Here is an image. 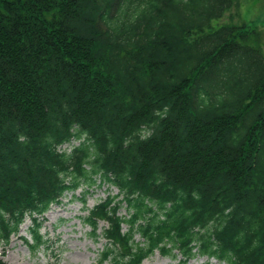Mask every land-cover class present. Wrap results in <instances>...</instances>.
<instances>
[{"label": "trees", "instance_id": "trees-1", "mask_svg": "<svg viewBox=\"0 0 264 264\" xmlns=\"http://www.w3.org/2000/svg\"><path fill=\"white\" fill-rule=\"evenodd\" d=\"M232 7L0 0V244L108 185L96 264H264V53L213 27Z\"/></svg>", "mask_w": 264, "mask_h": 264}, {"label": "rangeland", "instance_id": "rangeland-1", "mask_svg": "<svg viewBox=\"0 0 264 264\" xmlns=\"http://www.w3.org/2000/svg\"><path fill=\"white\" fill-rule=\"evenodd\" d=\"M224 25L246 26L256 35L251 42H256L264 53V0H233V7L220 21H214L213 27L218 29ZM256 39V40H255ZM114 188L104 185L93 188L83 206L81 195L74 199L67 195L63 204L54 206L47 214V221L41 232L47 243L33 251L23 239L33 244L29 230L32 226L28 218L21 226L20 232L12 236L9 244H0V257L7 264H96L102 252L105 241H96L91 235V229L82 219L88 215V210L101 203L109 194H117ZM123 215L126 210H121ZM107 224L101 223V228ZM206 257L196 256L190 264H204ZM179 261L163 257L158 252L145 261L144 264H178ZM213 264H220L213 260Z\"/></svg>", "mask_w": 264, "mask_h": 264}]
</instances>
